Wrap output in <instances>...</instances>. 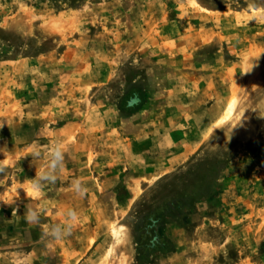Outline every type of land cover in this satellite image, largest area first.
Here are the masks:
<instances>
[{"label": "rangeland", "instance_id": "1", "mask_svg": "<svg viewBox=\"0 0 264 264\" xmlns=\"http://www.w3.org/2000/svg\"><path fill=\"white\" fill-rule=\"evenodd\" d=\"M0 264H264V0H0Z\"/></svg>", "mask_w": 264, "mask_h": 264}, {"label": "clouds", "instance_id": "2", "mask_svg": "<svg viewBox=\"0 0 264 264\" xmlns=\"http://www.w3.org/2000/svg\"><path fill=\"white\" fill-rule=\"evenodd\" d=\"M32 155L35 157L36 155H38L37 152H33ZM63 155L64 153L60 150L59 147L55 148L53 150V156H54V161L53 163H55L56 161L62 160L63 159ZM48 179V177L44 176L41 172H37L36 173V178H33V188L39 190L41 189V185L39 183V180L37 179ZM51 179H55V177H52ZM80 181L77 180L76 182V186H79ZM26 207V211L24 213L25 216V220L27 223L29 224H39L40 221V217H39V213L36 209L30 207V206H25ZM16 210H13V214H15ZM69 215L72 217V220L75 221L77 219V216L74 212H70ZM71 225L69 224L68 226L64 227V228H52L49 231V234H45L46 235H50L51 239L53 241H57V240H61L69 235H71Z\"/></svg>", "mask_w": 264, "mask_h": 264}]
</instances>
